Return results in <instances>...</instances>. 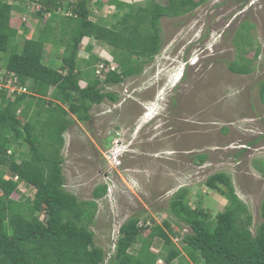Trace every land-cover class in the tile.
<instances>
[{"label": "trees", "instance_id": "1", "mask_svg": "<svg viewBox=\"0 0 264 264\" xmlns=\"http://www.w3.org/2000/svg\"><path fill=\"white\" fill-rule=\"evenodd\" d=\"M28 1L38 7L36 15L43 20L45 14L49 16L35 30L14 10V4L0 0V67L5 70L0 82L17 78L30 89V93H19L0 87V264H155L161 255L164 264H264V199L262 221L254 231L252 211L225 172L206 180L209 189L227 198L223 211L213 215L192 207L183 197L189 189L182 186L168 208L174 222L164 219L141 225L152 220H141L140 214L129 217L120 227L116 251L110 257L96 244L91 229L99 210L97 200L108 194L109 185H97L88 200L65 187L64 133L77 121H90L94 105L106 99L117 101L116 93L105 91V85L140 75L159 54L163 16L190 12L203 0H168L167 4L148 0L146 6L135 0H106L115 9L110 26L102 18L93 19L94 0ZM101 1L95 4L99 7ZM13 18L18 26L13 25ZM56 20L66 22L71 37L68 29L61 30L62 38L57 37ZM19 36L21 41L16 43ZM84 37L112 48L116 69L105 71L110 61L94 54L81 58ZM55 38L65 42V53L52 67L45 53ZM244 61L231 63L230 70L250 73L252 60ZM261 93L264 97V79ZM22 184L32 196L21 191ZM180 223L191 231L182 234L176 229ZM179 237L182 249L175 243ZM139 240L141 245L131 253ZM156 241L162 242L166 252L159 255L153 250Z\"/></svg>", "mask_w": 264, "mask_h": 264}, {"label": "rangeland", "instance_id": "2", "mask_svg": "<svg viewBox=\"0 0 264 264\" xmlns=\"http://www.w3.org/2000/svg\"><path fill=\"white\" fill-rule=\"evenodd\" d=\"M26 1L21 4L9 0L14 4V10L20 11L18 14L23 16L29 28L35 30L49 16L45 14L43 20L36 15L38 7ZM147 1L135 0V3L146 6ZM95 2L92 3L93 19L102 18L109 26L114 23V6L102 0L98 7ZM155 2L167 4L169 1ZM18 5L26 7V11H23L24 7L18 9ZM12 20L13 25L18 26L16 19ZM55 23L58 38H62L61 30L64 32L65 29L71 37L72 31L64 25L66 22L56 20ZM159 26L162 48L151 62L145 64L144 71L123 83L105 85V91L116 93L117 101L106 99L94 105L90 121H77L64 133L65 187L80 199L88 200L93 198L97 185H109L108 194L97 200L99 210L91 225L96 244L104 248L108 257L116 251L120 227L129 217L140 214L141 220L151 219L153 224L162 223L164 219L174 222L168 208L176 189L181 186L189 188L183 197L192 207L203 208L213 215L223 211L228 204L227 198L206 186L207 178L218 171L232 175L239 196L252 211L254 231L256 224L262 221L264 0H203L190 12L163 16ZM16 41L19 43L21 37ZM64 44L55 38L47 45L45 60L50 59V66L56 67L60 62L65 53ZM258 49L259 55L255 57ZM111 50L105 43L84 37L80 57L87 59L94 54L100 59H108L109 66L116 67ZM246 59L252 60L250 73L230 70L231 63L240 61L241 65ZM4 72L0 67V78ZM81 85L85 86L86 82L82 80ZM148 97L154 101L151 105L153 114L141 116L139 103ZM196 122L206 124L204 126L208 129V162L202 168L187 163L189 160L182 164L184 158L179 155L185 154L180 150L176 151L177 161H171L172 153L166 151L167 155L159 152L157 156L149 152L150 149L166 148L167 134L177 129L180 131L182 123L185 129H191L187 133L188 137L191 136ZM154 123L158 124L159 132L155 135L160 139L152 142L149 138ZM137 126H140L138 137ZM184 135L185 132L171 138H174L177 149L183 148ZM214 135L217 137L215 140ZM201 140L204 141L203 136ZM25 150L28 151V147ZM111 152L117 156L111 158ZM206 154L204 151L194 157L198 160L197 155ZM172 170L175 172L171 173ZM168 188H172L171 191L167 192ZM20 189L33 195L27 192L24 184ZM41 218L44 215L41 214ZM180 226L176 229H180L182 234L191 231L189 226L181 223ZM160 241L153 245L156 253L166 252ZM141 242L139 240L130 252H135ZM175 243L182 249L180 237L175 238ZM164 263L161 255L155 264Z\"/></svg>", "mask_w": 264, "mask_h": 264}, {"label": "crops", "instance_id": "3", "mask_svg": "<svg viewBox=\"0 0 264 264\" xmlns=\"http://www.w3.org/2000/svg\"><path fill=\"white\" fill-rule=\"evenodd\" d=\"M151 105H153V101H152V98H150V97H148L143 102H140L139 103V106L141 107V110H142L141 116L145 115L147 117V116H150V115L153 114V109H152ZM180 120H182V119H180ZM186 120H188V119H186ZM186 122H188V121H186ZM138 125H139V122H138ZM204 125H206V124H202L201 122H199V123L196 122L195 129L191 131L192 134H193V132H195V134L193 135V137H192V134H191V136L188 137V134L187 133H189L191 129L190 130L185 129L184 128V125L182 123V125H180V126H183V128L180 131L177 129V131H171L169 134H167L166 138H169L170 140L167 139V142H166L167 147L166 148H163V150L162 149H159V150H152V149H150L149 152L154 153V155L157 156V153L166 151L167 153H172V159H171V161H177V159H175L176 153H177L176 151H178V152L181 151L183 155L185 154L184 156L179 155V157H183L184 158V162L182 164H185L189 160L187 163H192V164L196 165L197 167L198 166H201V168H202L204 166V164H206L208 162V151H207V149H208V143H209V142L208 143L206 142V135L208 133V129H207V126H204ZM152 127H153V129L150 131V133H151L150 135L151 136H150L149 139L152 142H155L156 139H160V137H157L158 135H155V134H157L159 132V130H158V124L157 123H154V124H152ZM136 129H137L136 130V133H137V137H138V134L140 133V131L138 132V130H140V126L139 127L137 126ZM170 129L172 130L171 127L169 128V130ZM184 132H185V135H184L185 138L183 139V148L177 149L174 146V143H175L174 138H175V136L177 134H180V133L181 134L182 133L184 134ZM202 136L204 137V141L201 140ZM215 136L216 135L212 136V137H214V140L217 138ZM172 137H174L173 140L171 139ZM209 137H211V136H209ZM194 138H195V140L193 141ZM196 138H199V140L196 139ZM204 151L207 152L206 155H203L204 157H206L205 158V161L204 162H201V157H202L201 155H197L198 160H196L195 157H194V155L195 154H198V153L200 154V153H202ZM167 153L164 152L165 155H167ZM150 154H147V155H150ZM151 155H153V154H151ZM172 172L174 173L175 171L172 170L171 173ZM218 172H225V171H218ZM225 173H227V172H225ZM227 174L232 177V175L230 173H227ZM181 187H179V188H181ZM171 189L172 188H168L167 189V192L171 191ZM178 189H176V191ZM168 213H170L169 212V209H168Z\"/></svg>", "mask_w": 264, "mask_h": 264}, {"label": "built area", "instance_id": "4", "mask_svg": "<svg viewBox=\"0 0 264 264\" xmlns=\"http://www.w3.org/2000/svg\"><path fill=\"white\" fill-rule=\"evenodd\" d=\"M112 69H114L115 67L114 66H112L111 67ZM108 69V68H107ZM102 70V68H100V70L98 71V73H100V71ZM0 80H1V78H0ZM9 87V88H11V91H18L19 93H26V92H29V88H28V86H27V84H22L21 83V81H19L17 78L16 79H8V82H1L0 83V87ZM110 156H111V158H113L114 156L116 157L117 155H116V153L115 152H111L110 153ZM144 223L143 222H141V225H143ZM145 224H150V222H148V223H145Z\"/></svg>", "mask_w": 264, "mask_h": 264}, {"label": "clouds", "instance_id": "5", "mask_svg": "<svg viewBox=\"0 0 264 264\" xmlns=\"http://www.w3.org/2000/svg\"><path fill=\"white\" fill-rule=\"evenodd\" d=\"M194 64V63H193ZM112 66H109V67H106V68H104V70L105 71H109V70H111L112 68H111ZM115 67V66H114ZM108 68V69H107ZM114 69H116V67L114 68ZM103 70V69H102ZM181 78H182V76H181ZM26 93H30V89H29V92H26ZM153 103H154V101H153ZM149 111V110H148ZM158 115V114H157ZM126 150V149H125ZM124 151V150H123ZM110 190V189H109ZM141 222H143L144 224H145V222L144 221H141ZM148 222H150V224H145V225H152V222L150 221V220H148ZM147 222V223H148Z\"/></svg>", "mask_w": 264, "mask_h": 264}]
</instances>
